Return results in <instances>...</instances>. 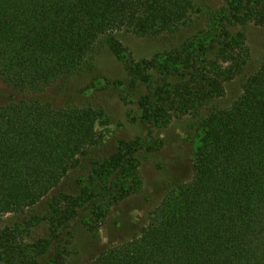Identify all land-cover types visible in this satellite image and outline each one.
<instances>
[{
	"label": "trees",
	"instance_id": "obj_1",
	"mask_svg": "<svg viewBox=\"0 0 264 264\" xmlns=\"http://www.w3.org/2000/svg\"><path fill=\"white\" fill-rule=\"evenodd\" d=\"M203 6V0H0V79L22 94L0 105V214L50 200L47 236L26 242L35 214L5 227L0 264H64L77 218L119 200L117 189L149 148L118 140L105 153L97 128L104 108L95 97L69 98L75 94L69 82L94 70L101 46L124 63L151 138L171 112L197 111L243 73L248 49L234 26H264V0H224L212 18L193 17ZM198 17L204 27L186 45L151 59L135 60L117 38L177 36ZM243 75L230 105H211L200 116L190 177L89 264H264V55ZM86 166L77 194L66 193L64 178Z\"/></svg>",
	"mask_w": 264,
	"mask_h": 264
},
{
	"label": "rangeland",
	"instance_id": "obj_2",
	"mask_svg": "<svg viewBox=\"0 0 264 264\" xmlns=\"http://www.w3.org/2000/svg\"><path fill=\"white\" fill-rule=\"evenodd\" d=\"M203 3L204 11L196 9L193 17L202 14L203 18H212L215 11L222 7L224 0H203ZM200 19L202 18H196L193 24L177 36L162 34L151 37L118 32L117 38L128 48L135 60L151 59L157 55L169 54L181 44L186 45L204 27ZM234 29H239L245 36L248 56L243 73L246 74L259 64L264 55V26L249 22L244 26L236 25ZM94 58L96 66L91 73L75 76L69 82L71 91L75 92L69 98L80 102L95 97L96 104L104 108L102 124L97 127L103 136L104 152L108 153L115 148L118 140H138L143 145L150 144L148 149L140 150L133 175L124 178V189H117L119 200L110 201L100 214L89 212L77 218L75 235L66 245L64 264H89L104 245L119 242L128 235V228L132 223L143 222L148 212L173 185L190 177L200 116L211 105H230L241 92L244 76L242 73L225 82L222 95L204 103L197 111L191 110L182 115L171 112L168 121L159 126L151 138L147 127L140 121L138 92L133 87L124 63L106 45L100 47ZM21 95L0 79V105L15 101ZM90 169V166H86L65 177L64 191L76 195L78 182L89 176ZM49 202L50 200L47 202V198H44L33 208L18 215L0 214V232L7 226L27 219L30 214H35L39 221L26 234V242L31 243L39 237H46L50 226L43 214L44 205Z\"/></svg>",
	"mask_w": 264,
	"mask_h": 264
}]
</instances>
